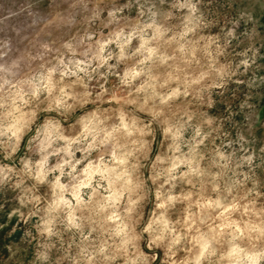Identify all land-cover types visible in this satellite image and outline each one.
Wrapping results in <instances>:
<instances>
[{
  "label": "clouds",
  "instance_id": "1",
  "mask_svg": "<svg viewBox=\"0 0 264 264\" xmlns=\"http://www.w3.org/2000/svg\"><path fill=\"white\" fill-rule=\"evenodd\" d=\"M0 264H264V0H0Z\"/></svg>",
  "mask_w": 264,
  "mask_h": 264
}]
</instances>
